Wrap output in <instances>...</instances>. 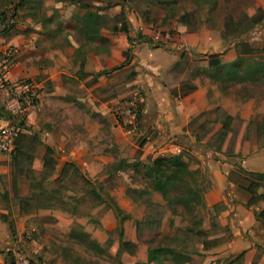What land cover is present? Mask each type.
Instances as JSON below:
<instances>
[{
    "label": "rangeland",
    "instance_id": "obj_1",
    "mask_svg": "<svg viewBox=\"0 0 264 264\" xmlns=\"http://www.w3.org/2000/svg\"><path fill=\"white\" fill-rule=\"evenodd\" d=\"M9 1L11 11L15 10L16 14L9 12V15L14 16L10 21L13 26L4 34L11 38L18 35L15 30L21 14L18 15V8H13L19 0ZM44 1L46 8L57 7L77 16L89 9L103 11L99 18L106 24V34L116 35L117 38L113 43L108 42V39L104 42L106 56L110 61L103 73H94L92 83L97 84L100 81L98 77L102 74L111 81L109 80L104 88H100L102 92L94 89L90 90V93L79 86V80L73 81L75 86L72 94L64 98L62 103L70 105L68 114H65V108L56 113L52 105L48 92L53 88V82L48 75L35 80L39 94L43 91L47 94L43 104L40 105V98L39 103L34 106V115L40 119L34 124L31 122L29 125L32 127L26 126L30 130L26 140L29 141L30 151L35 152L41 142L46 143L53 155L51 165L55 163L56 170L50 174L43 172V168H34V173L26 178L18 176L12 169L11 159L8 161L9 177L7 182L3 181L8 190L0 192V204L2 207L6 204L11 219L6 218V222L1 220L0 264H21L23 258L33 259L34 264H230V260L236 255L205 250L202 246L204 237L198 233L205 231L204 223L208 213L206 195L212 187L203 160L199 157L202 146L199 143H190V150L176 147L169 152L150 154L144 160L142 156L146 155V138L140 133L133 136V114L135 116L137 112L136 116L139 115V111L133 108V96L128 95L129 88H122V85V89L116 88L112 93L111 89L115 88L116 84L111 83L133 76V65L129 64L135 55L133 49L140 42L146 41L151 49H155L167 39L173 38L179 30L185 32L189 29L228 25L234 37L238 39L237 56L231 60V57L223 53L220 59L231 60L226 62L230 64L239 61L241 67L244 63L254 65V68L247 72L249 77L241 75L229 82L224 79L226 74L222 68L210 70L207 54L192 53L186 60L174 64L164 73L166 82L178 81L181 79L179 73L185 71V79L188 82L197 77L213 76L217 82L227 84L224 88L233 86L236 97L254 99L264 96V21L248 30L240 23V19L251 14L248 10L250 7L258 8L260 0ZM24 2L25 0L20 7L22 11L25 6L35 4L40 10L43 9L41 0H26V5ZM133 26L138 29L136 34H133ZM31 29L33 28L26 30L34 32ZM69 29V34L76 39L75 44L82 49V26L72 20ZM119 29L122 31H118ZM243 30L246 31L241 33ZM37 31L35 33L41 43H48L51 33L47 30ZM67 41L70 39H64V43ZM254 43L256 45H253ZM96 46L94 43L92 48L95 50ZM15 49L17 46L10 47L1 54L4 57H1L0 70L6 57L12 55L13 61L16 60L19 51ZM222 63L225 65V62ZM87 87L91 88L89 85ZM85 91L87 93L83 95ZM98 98L103 100H97ZM113 99H119L114 107L111 106ZM125 101L132 106L125 110L118 109L117 104ZM102 103H107L108 106L100 118V122L104 123L105 134L101 139L96 134L95 139L91 138L90 143L85 146L87 153L96 157L95 174L80 167L81 175L73 176L74 172L70 171L63 179L64 163L70 158V148L75 144L72 142L75 140L73 138L81 139L94 128L99 121V113L92 112V107ZM67 116L69 130L65 129ZM213 117L215 115L208 112L200 120H207L209 126ZM245 121L236 117L233 130L228 134V139H234V145L237 139L255 133L253 124L247 126ZM55 124H58L63 136L56 137L51 134ZM198 125L193 124L192 129L199 130ZM113 126L120 128V132L125 134L116 139L117 134ZM136 127L140 128L138 121ZM256 130L258 134L264 133L262 126H258ZM62 139H69V142H62ZM179 153L184 156L186 168L180 172L177 182L169 187V198L165 200L161 192L153 190V183L147 175L145 165L159 155L172 156ZM0 154L10 155L1 151ZM193 189H199L201 193L196 195ZM96 191L100 192L101 198L108 201L112 199L118 204L124 212V218L116 215L111 203L102 202ZM154 192L158 194L156 198L161 199L160 204H163V207L152 205L159 203L152 200ZM159 210L164 213L160 226H140V230L138 229V221L147 217L152 220ZM153 248L163 249L156 254V257L160 256L162 259L160 263L149 260V253ZM244 262L245 258L243 264ZM253 264H264V260H255Z\"/></svg>",
    "mask_w": 264,
    "mask_h": 264
},
{
    "label": "crops",
    "instance_id": "obj_2",
    "mask_svg": "<svg viewBox=\"0 0 264 264\" xmlns=\"http://www.w3.org/2000/svg\"><path fill=\"white\" fill-rule=\"evenodd\" d=\"M41 2L43 4L41 10L34 3L35 6H25L22 11L20 7L23 4H19L18 15L21 14V17L18 23L19 28L15 30V33H18L17 36L10 38L4 33L0 34V61L3 56L1 54L8 48L17 46L15 51H19L10 70L4 75V79L0 78V128L6 118L4 105L14 95L15 85L21 80L33 79L35 81L37 78L40 80V76L48 75L53 82V88L48 92L52 105L56 113L65 108V114H68L70 105L62 103L64 98L72 94L75 86L73 81L79 80L81 82L79 86L87 89L89 93L94 89L102 92L100 88H104L107 82L111 81L105 74H102L98 77L100 81L97 84L92 83L94 73H103L110 61V58L106 56L107 49L104 42L108 39V42L113 43L117 38L116 35L106 34V24L99 18L103 15V11L89 9L77 16L73 12H64L57 7L46 8L45 1L41 0ZM24 5H26V0ZM257 7L264 14V0H260ZM89 13H96L99 18L96 23H92L87 18ZM72 20H76L77 25L82 26V49L75 44L74 36L69 34ZM29 28H33L31 30L34 32L26 30ZM37 30L43 32L47 30L51 33L48 43H41L35 33ZM123 32L127 33L124 30ZM137 32L138 29L133 26V34ZM144 32L143 30L142 33ZM64 39L73 41L64 43ZM94 43L97 44L95 50L92 48ZM237 43L238 39L229 37L224 26L202 27L189 29L182 34L176 33L173 38L167 39L164 44L155 49H151L146 41L140 42L133 49L135 55L129 64L133 65V76L112 82L111 84H116V87H113L111 91L114 93V90L121 88V85L122 88L127 86L128 95L133 96V108L135 107L134 110L140 113V121L137 120V112L135 116L133 114V136L140 133L146 138L144 147L146 155L142 156L144 160L153 153L169 152L176 147L183 148L175 142V137H183L189 143H199L202 146L199 157L203 160L206 174L212 184L211 190L206 195L208 213L205 217L202 246L207 251L229 255L245 252L244 264H253L255 260H264V185L251 189L252 183L243 175L238 174L235 167L241 165L250 171L264 172V133L260 134L259 139L256 130L258 126L264 128V96L254 97V99L236 97L233 93V86L224 88L227 84H222V81L217 82L213 76L212 78L197 77L192 79L191 83L186 81L185 71H181L178 75L181 76L180 83L170 90L166 86L164 77V73L174 64L183 62L192 53L207 54L209 56L207 62L211 65L210 70H216L219 65L223 64L222 62L226 63L236 58ZM85 46L88 47L85 48ZM223 53L231 57V60L222 61L220 56ZM242 68L247 71L244 64ZM87 92H83V95ZM46 94V91H43L40 97L38 92L37 103L41 98L40 105L43 104ZM102 98L97 100L102 101ZM117 102L119 99H113L111 106L114 107L113 105ZM36 104L29 106L26 113L23 131L27 137L30 134L27 127H32L29 124L31 122L34 124L40 119L34 115ZM131 106V103L128 104L126 101L117 104L118 109L124 110ZM107 108V103L95 104L92 107V112L99 113V121L89 133H86V136L81 139L73 138L75 140L72 142L75 144L70 148L68 159L76 161L79 167L83 170L87 169L91 174H95L96 157L87 153L85 146L90 143L91 138L95 139L96 134L99 139L105 134L104 123L100 122V118ZM208 112L215 115L213 119H210L209 126H207V120H200ZM226 114L233 117L232 128L236 117H240L246 120L247 126L253 124L255 133L251 136L246 135L243 139H237L235 145L234 139H213L214 134L222 128ZM67 119L68 116L65 129L69 130ZM137 121L140 124L139 129L136 127ZM204 123H206L205 128L210 130L207 133L201 128ZM193 124H200L198 125L200 129L193 130ZM113 129L117 134L116 139L119 135L125 134L123 131L120 132L118 127L113 126ZM114 131L113 134H115ZM69 133L68 131L67 135ZM51 134L56 137L63 136L58 124L53 125ZM63 140L69 142V139H62V142ZM26 141L29 144V141ZM57 142L60 143L59 140ZM217 146H220L223 151L218 152ZM47 147L44 142L39 144L35 152L37 163L33 164V168L41 170L44 167ZM234 149L238 150V155L230 154ZM10 159V155L0 154V192L8 190V186L3 181H8V161ZM157 195L154 192L152 200L160 203L161 199L156 198ZM4 206L0 204V226L2 221L6 222V218L11 219L10 210L6 204Z\"/></svg>",
    "mask_w": 264,
    "mask_h": 264
},
{
    "label": "trees",
    "instance_id": "obj_3",
    "mask_svg": "<svg viewBox=\"0 0 264 264\" xmlns=\"http://www.w3.org/2000/svg\"><path fill=\"white\" fill-rule=\"evenodd\" d=\"M23 1L24 0H19L18 4L14 5L13 8L17 9L19 7V4H23ZM10 4L11 2L9 0H0V28H2L1 29L2 33H7L13 26V25H10V21L14 19V16L9 15V12L15 15L16 11L15 10L11 11V7H9ZM248 10L251 14H248L243 19H240V23L243 25V27H247L246 30H248L249 28L253 29L264 21V14L260 8L250 7V9ZM87 18L90 19L92 23H96L97 20L99 19L96 13H89ZM225 28H226L227 34L230 37L232 32L230 31L229 26L225 25ZM246 30L241 31V33H244V31ZM185 32L182 30H179L176 33L182 34ZM231 38H235L233 34ZM10 57H13V56H10ZM224 64L225 65L223 64L219 65V67L222 68L221 70H223L224 74H226V77H224V79L226 78V80L229 82L235 80L237 77L241 75H245L249 77L247 72L254 68V65H251L249 63H244L245 67L247 68V71H244L239 61H234V63L232 64L230 63H224ZM226 64H229V65H226ZM27 81H31V80L28 79ZM181 82L183 83L184 81L182 80ZM179 83H180V79L178 81H175L174 84L166 82V86H168L169 89L172 90L173 86ZM37 101H38V97L34 98L32 103H30L28 107L36 104ZM28 107L26 106L24 107L25 116L21 120L22 127L25 126V119H26V113H27ZM138 117L140 121V113ZM232 120H233V117L226 114L222 128L214 134L213 139H228L229 132L233 130V128L231 127ZM205 126H206V123L202 124L201 128L205 130V133H207L210 130L206 129ZM174 139H175V142L183 146L185 150L191 149V144L187 142V140H185L183 137H175ZM259 139H260V133H259ZM14 144H15L14 149L12 153L10 154V158L12 162L11 164L12 169L15 170V173L18 176H24L26 178H29V176H31L35 171V169L33 168V164L35 161V151H30V148H29L30 146L28 147V144L26 141V134L22 129L17 133ZM216 149L218 152L223 151V149L220 146H217ZM50 150L51 149L48 147L46 155L44 157L43 172L52 174L55 172L56 166H55V163L51 165V162H53V155L51 154ZM233 153L238 155V150L234 149L230 152V154H233ZM183 157L184 156L182 153L175 154L172 156H160L159 155L157 157H154L150 163H147L145 165L147 169V175L149 176L150 180H152V183H153V190L161 192L165 200L169 198L168 197L169 187L177 182L178 177L181 175L180 172L183 170L184 167L186 168ZM70 171L74 172V174H72L73 176L82 174L80 167L73 160L68 159L64 163V166L62 169L63 179L68 176V173ZM235 171L238 174L243 175L245 178H247L252 183L251 189H253V187L255 186L264 185V172L250 171V170L245 169L241 165H236ZM193 192H195L196 195L201 193L199 189L197 190L193 189ZM96 194L98 197H100L99 191H96ZM198 198L200 197L198 196ZM110 200L111 201H108L103 197L101 198L102 202L107 203L108 201L109 203H111V206L114 208L116 215L118 217L125 216L123 210L118 206V204H116L112 199ZM152 205L155 207H158V206L163 207V204H160V203H153ZM21 209H22V205H21ZM163 217H164L163 212H161L160 210L158 212L156 211V214L152 220H150L148 217L144 218L143 220L137 222V227L139 230L141 228L140 226L158 227L161 225ZM198 233L199 235H202V236L205 234L203 230L199 231ZM161 250L163 249H158V248L151 249L149 253V260L151 262L155 261L157 263H160L162 259L159 258L160 256L156 257V254ZM244 258H245V252H241L230 260V264H243ZM38 264H40V262Z\"/></svg>",
    "mask_w": 264,
    "mask_h": 264
},
{
    "label": "built area",
    "instance_id": "obj_4",
    "mask_svg": "<svg viewBox=\"0 0 264 264\" xmlns=\"http://www.w3.org/2000/svg\"><path fill=\"white\" fill-rule=\"evenodd\" d=\"M10 56H8L3 61V63H1V79H4V75L10 70L12 64L14 63V59H12V57ZM27 80L24 79L17 82V84L15 85L16 91L14 95L9 100H7L4 105V110L7 118H5V122L0 128V151L6 154L12 153L15 146V137L21 129H24L21 126V120L25 116L24 107H28V105L32 103L34 98L38 97L36 82ZM21 264H34V262L28 258H23Z\"/></svg>",
    "mask_w": 264,
    "mask_h": 264
}]
</instances>
